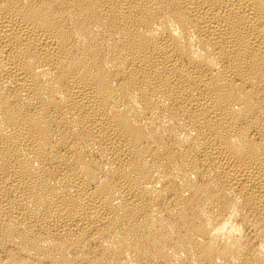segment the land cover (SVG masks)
I'll use <instances>...</instances> for the list:
<instances>
[{
	"label": "bare ground",
	"instance_id": "obj_1",
	"mask_svg": "<svg viewBox=\"0 0 264 264\" xmlns=\"http://www.w3.org/2000/svg\"><path fill=\"white\" fill-rule=\"evenodd\" d=\"M0 264H264V0H0Z\"/></svg>",
	"mask_w": 264,
	"mask_h": 264
}]
</instances>
